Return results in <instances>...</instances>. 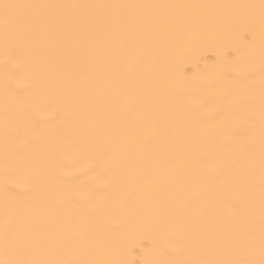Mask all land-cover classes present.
Here are the masks:
<instances>
[{"label": "bare ground", "instance_id": "bare-ground-1", "mask_svg": "<svg viewBox=\"0 0 264 264\" xmlns=\"http://www.w3.org/2000/svg\"><path fill=\"white\" fill-rule=\"evenodd\" d=\"M0 3V264H259L264 0Z\"/></svg>", "mask_w": 264, "mask_h": 264}, {"label": "snow or ice", "instance_id": "snow-or-ice-1", "mask_svg": "<svg viewBox=\"0 0 264 264\" xmlns=\"http://www.w3.org/2000/svg\"><path fill=\"white\" fill-rule=\"evenodd\" d=\"M32 7L29 5H20V4H11V3H0V21H2L5 29L9 27L11 23L19 18V10ZM262 207H264V193H262ZM264 220V217H262ZM261 250H262V259L259 264H264V230H262L261 238ZM21 264H44L41 261H29L21 262ZM249 264H255V262H249Z\"/></svg>", "mask_w": 264, "mask_h": 264}]
</instances>
